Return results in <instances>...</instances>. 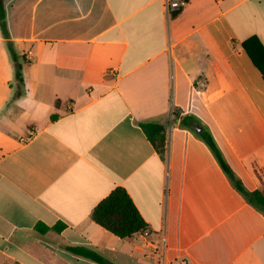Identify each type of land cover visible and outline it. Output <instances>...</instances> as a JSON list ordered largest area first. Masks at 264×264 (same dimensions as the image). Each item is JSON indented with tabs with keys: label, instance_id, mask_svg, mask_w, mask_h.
Instances as JSON below:
<instances>
[{
	"label": "crops",
	"instance_id": "1",
	"mask_svg": "<svg viewBox=\"0 0 264 264\" xmlns=\"http://www.w3.org/2000/svg\"><path fill=\"white\" fill-rule=\"evenodd\" d=\"M5 6L0 264H99L73 248L105 264H264V215L174 115L198 117L245 187L264 189V76L244 47L264 46V0H188L173 15L163 0ZM149 122L165 127L163 155ZM118 187L148 224L125 239L92 219Z\"/></svg>",
	"mask_w": 264,
	"mask_h": 264
},
{
	"label": "trees",
	"instance_id": "2",
	"mask_svg": "<svg viewBox=\"0 0 264 264\" xmlns=\"http://www.w3.org/2000/svg\"><path fill=\"white\" fill-rule=\"evenodd\" d=\"M6 19L7 12L5 0H0V24L4 33L7 35L8 30ZM244 47L254 64L264 76V46L257 38L254 37L244 43ZM8 49L10 51L15 69L14 98L19 99L24 94L22 61L11 44H8ZM174 115L176 117V121L178 120L179 122L180 128L187 129L195 133L208 146L234 188L250 205L255 207L264 215V189L250 191L245 187L242 180L228 164L212 133L198 117L191 114L180 117L176 110L174 111ZM54 117L56 116H53L52 118ZM141 126L158 153L163 155L166 150L165 127L155 122L144 123ZM199 128H201L202 131L199 132ZM256 171L258 172L259 177L263 180L264 170L256 169ZM92 219L98 225L122 239L144 232L148 228V224L145 222L130 195L123 187L116 188L106 199L97 205L92 212ZM45 228V230H48V227L45 226ZM54 229L59 230L60 227L58 226ZM72 250L78 255L86 257L94 262L105 264V260L91 250L84 248H73Z\"/></svg>",
	"mask_w": 264,
	"mask_h": 264
},
{
	"label": "built area",
	"instance_id": "3",
	"mask_svg": "<svg viewBox=\"0 0 264 264\" xmlns=\"http://www.w3.org/2000/svg\"><path fill=\"white\" fill-rule=\"evenodd\" d=\"M165 11L168 15H173V13L180 11L186 4L188 0H163Z\"/></svg>",
	"mask_w": 264,
	"mask_h": 264
},
{
	"label": "water",
	"instance_id": "4",
	"mask_svg": "<svg viewBox=\"0 0 264 264\" xmlns=\"http://www.w3.org/2000/svg\"><path fill=\"white\" fill-rule=\"evenodd\" d=\"M198 131L200 132V131H202V129H201V128H199V129H198Z\"/></svg>",
	"mask_w": 264,
	"mask_h": 264
}]
</instances>
